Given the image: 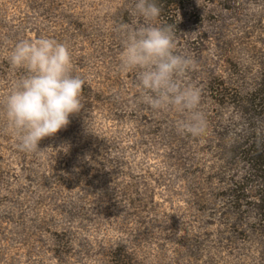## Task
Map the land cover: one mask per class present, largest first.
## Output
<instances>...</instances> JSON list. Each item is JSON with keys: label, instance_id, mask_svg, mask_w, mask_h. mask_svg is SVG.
<instances>
[{"label": "rangeland", "instance_id": "obj_1", "mask_svg": "<svg viewBox=\"0 0 264 264\" xmlns=\"http://www.w3.org/2000/svg\"><path fill=\"white\" fill-rule=\"evenodd\" d=\"M203 134L118 71L135 0H0V264H264V0H155ZM66 43L83 107L34 153L5 129L15 43Z\"/></svg>", "mask_w": 264, "mask_h": 264}, {"label": "clouds", "instance_id": "obj_2", "mask_svg": "<svg viewBox=\"0 0 264 264\" xmlns=\"http://www.w3.org/2000/svg\"><path fill=\"white\" fill-rule=\"evenodd\" d=\"M160 11L155 0H135L133 14L144 22L118 27L122 49L117 68L135 72L141 103L154 112L174 110L180 114L177 131L199 136L207 118L199 107L200 89L187 81L195 62L176 52L172 25L156 23ZM8 61L25 71L3 99L5 129L20 151L34 153L43 138L66 128L69 117L80 112L85 80L73 74L69 46L48 37L20 40Z\"/></svg>", "mask_w": 264, "mask_h": 264}]
</instances>
